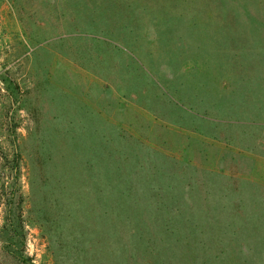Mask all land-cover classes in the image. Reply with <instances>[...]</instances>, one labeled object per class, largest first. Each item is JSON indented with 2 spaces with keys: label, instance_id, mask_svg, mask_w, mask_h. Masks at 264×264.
<instances>
[{
  "label": "rangeland",
  "instance_id": "rangeland-1",
  "mask_svg": "<svg viewBox=\"0 0 264 264\" xmlns=\"http://www.w3.org/2000/svg\"><path fill=\"white\" fill-rule=\"evenodd\" d=\"M0 139V264H264V0H0Z\"/></svg>",
  "mask_w": 264,
  "mask_h": 264
},
{
  "label": "trees",
  "instance_id": "trees-1",
  "mask_svg": "<svg viewBox=\"0 0 264 264\" xmlns=\"http://www.w3.org/2000/svg\"><path fill=\"white\" fill-rule=\"evenodd\" d=\"M14 133V130L12 131ZM14 148L8 149L2 145L0 139V206L3 212V221L0 224V235L16 233L20 229L22 196L19 192L20 179V153L15 149L16 139H7ZM9 244L4 243L0 237V250L7 254Z\"/></svg>",
  "mask_w": 264,
  "mask_h": 264
}]
</instances>
